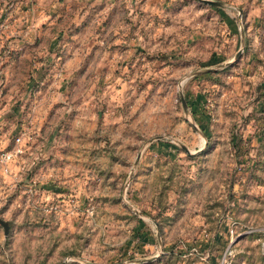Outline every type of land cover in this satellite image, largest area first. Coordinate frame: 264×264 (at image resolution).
<instances>
[{"label":"rangeland","instance_id":"1","mask_svg":"<svg viewBox=\"0 0 264 264\" xmlns=\"http://www.w3.org/2000/svg\"><path fill=\"white\" fill-rule=\"evenodd\" d=\"M211 1L0 0V264H264V0Z\"/></svg>","mask_w":264,"mask_h":264},{"label":"built area","instance_id":"2","mask_svg":"<svg viewBox=\"0 0 264 264\" xmlns=\"http://www.w3.org/2000/svg\"><path fill=\"white\" fill-rule=\"evenodd\" d=\"M18 141V139H16ZM8 156V155H7ZM229 235L231 236L233 233V228L228 230ZM232 256V251L229 246L225 247L222 251L221 255L210 264H228L229 257Z\"/></svg>","mask_w":264,"mask_h":264},{"label":"water","instance_id":"3","mask_svg":"<svg viewBox=\"0 0 264 264\" xmlns=\"http://www.w3.org/2000/svg\"><path fill=\"white\" fill-rule=\"evenodd\" d=\"M199 1H201V2H203V3H206V4H209V5H215V6H218V5H219L217 2H214V1H211V0H199ZM179 100H180V103L182 104L183 109L185 110V102H184V100H183L181 94H179ZM183 150H184L185 152H187V150H186L184 147H183ZM5 225H6V224H5ZM5 229H6V228H5Z\"/></svg>","mask_w":264,"mask_h":264},{"label":"trees","instance_id":"4","mask_svg":"<svg viewBox=\"0 0 264 264\" xmlns=\"http://www.w3.org/2000/svg\"><path fill=\"white\" fill-rule=\"evenodd\" d=\"M210 73V72H209ZM7 229H8V226H7ZM7 229H6V231H7Z\"/></svg>","mask_w":264,"mask_h":264}]
</instances>
